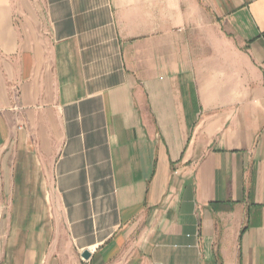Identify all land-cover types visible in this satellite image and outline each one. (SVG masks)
Returning <instances> with one entry per match:
<instances>
[{"label":"crops","instance_id":"1","mask_svg":"<svg viewBox=\"0 0 264 264\" xmlns=\"http://www.w3.org/2000/svg\"><path fill=\"white\" fill-rule=\"evenodd\" d=\"M0 264H264V0H0Z\"/></svg>","mask_w":264,"mask_h":264},{"label":"water","instance_id":"2","mask_svg":"<svg viewBox=\"0 0 264 264\" xmlns=\"http://www.w3.org/2000/svg\"><path fill=\"white\" fill-rule=\"evenodd\" d=\"M82 257L88 258L89 257V252L88 251H83L82 252Z\"/></svg>","mask_w":264,"mask_h":264}]
</instances>
